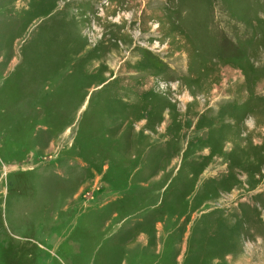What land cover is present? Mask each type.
Masks as SVG:
<instances>
[{"label":"rangeland","instance_id":"rangeland-1","mask_svg":"<svg viewBox=\"0 0 264 264\" xmlns=\"http://www.w3.org/2000/svg\"><path fill=\"white\" fill-rule=\"evenodd\" d=\"M0 264H264V0H0Z\"/></svg>","mask_w":264,"mask_h":264}]
</instances>
